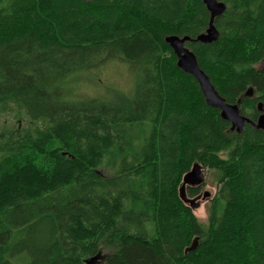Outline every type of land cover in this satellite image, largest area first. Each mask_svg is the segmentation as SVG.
I'll return each mask as SVG.
<instances>
[{"label": "trees", "instance_id": "trees-1", "mask_svg": "<svg viewBox=\"0 0 264 264\" xmlns=\"http://www.w3.org/2000/svg\"><path fill=\"white\" fill-rule=\"evenodd\" d=\"M218 1L219 39L186 46L257 122L264 0ZM210 18L202 0H0V119L29 121L0 129V264H264V131L233 130L166 42ZM113 62L131 92L82 94L73 76ZM194 164L208 181L187 195L217 188L205 223L179 193Z\"/></svg>", "mask_w": 264, "mask_h": 264}, {"label": "water", "instance_id": "water-1", "mask_svg": "<svg viewBox=\"0 0 264 264\" xmlns=\"http://www.w3.org/2000/svg\"><path fill=\"white\" fill-rule=\"evenodd\" d=\"M210 12V24L206 33L199 35L197 38L189 36L178 37L170 36L166 38V42L170 45L177 57V66L185 73L193 76L205 97L206 103L221 113V117L231 123L232 129L238 133H242L246 124H250L256 130L264 131V106L262 103L258 105L260 116L257 122L250 120L241 114L238 104H229L218 93L212 84L208 75L202 70L199 65L198 58L195 53L186 46L187 43H203L211 44L219 39V32L215 27V19L224 14L226 5L218 0H202ZM254 91L252 88L246 93L247 96L252 97ZM205 182V172L200 164H194L192 169L184 176L182 186L179 193L181 200L188 205L193 212L201 207V199L207 201L210 198V193L205 192L203 197L190 198L187 195V187H199ZM197 248V240L194 241L192 246L187 249V252L194 251Z\"/></svg>", "mask_w": 264, "mask_h": 264}, {"label": "rangeland", "instance_id": "rangeland-1", "mask_svg": "<svg viewBox=\"0 0 264 264\" xmlns=\"http://www.w3.org/2000/svg\"><path fill=\"white\" fill-rule=\"evenodd\" d=\"M73 77H75L76 85L79 87L82 94L96 99H110L118 91L130 93L135 81L134 72L127 64L121 62L110 63L108 66L99 69V71L95 73L93 71H85ZM28 124V118L20 111H16L12 115L0 119V129L4 126H27ZM205 181H208L207 171H205ZM205 192L210 193V198L207 199V201L201 199V207L194 211L196 217L204 223L207 222L208 219V203L215 196L217 188L212 183L207 182L199 197H203Z\"/></svg>", "mask_w": 264, "mask_h": 264}, {"label": "flooded vegetation", "instance_id": "flooded-vegetation-1", "mask_svg": "<svg viewBox=\"0 0 264 264\" xmlns=\"http://www.w3.org/2000/svg\"><path fill=\"white\" fill-rule=\"evenodd\" d=\"M199 197V196H198Z\"/></svg>", "mask_w": 264, "mask_h": 264}]
</instances>
